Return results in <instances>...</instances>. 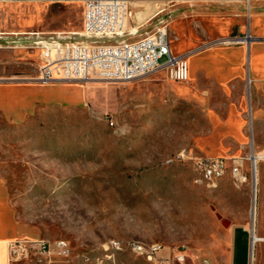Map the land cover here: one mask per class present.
I'll return each mask as SVG.
<instances>
[{"label":"rangeland","instance_id":"374dc122","mask_svg":"<svg viewBox=\"0 0 264 264\" xmlns=\"http://www.w3.org/2000/svg\"><path fill=\"white\" fill-rule=\"evenodd\" d=\"M187 12H168L158 24L168 26L182 54L191 49L190 41L179 43ZM82 26L80 4L1 3L0 84L35 83L42 39L61 33L93 42L79 36ZM197 57L189 59L192 68ZM85 86L94 99L83 106L39 104L15 119L0 113V188L20 238L65 241L70 249L67 257L54 249L51 258L33 252L14 264H150L127 246L133 242L161 245L165 255L184 250L185 261L175 264H227L231 221L246 224L251 236L255 228L261 241L252 242L251 264H261L258 252L264 264V118H256L250 78L233 94L204 79L176 83L165 73ZM241 96L239 111H228ZM237 122L244 123V143L234 137ZM181 154H254L253 161L261 155L255 222L254 175L242 189L229 177L198 183L193 162ZM110 241L125 245L106 252ZM236 244L234 256L243 263Z\"/></svg>","mask_w":264,"mask_h":264},{"label":"built area","instance_id":"2783aa9c","mask_svg":"<svg viewBox=\"0 0 264 264\" xmlns=\"http://www.w3.org/2000/svg\"><path fill=\"white\" fill-rule=\"evenodd\" d=\"M8 2V0H0ZM207 4L220 2L243 3L250 17L253 0H204ZM84 17L80 37L93 42L75 41L61 33L40 40L36 49L39 52L37 75L33 81L37 84L53 83H131L157 73H165L176 83L189 80V59L198 51L174 54L171 49V39L168 26L137 41L125 40L128 36L137 34L136 29H129L133 17V1L131 0H82ZM123 39L118 42H101L102 39ZM95 39V40H93ZM251 37H225L204 42L203 50L218 46L249 44ZM114 125V123H112ZM249 157H190L181 154L178 158L191 160L197 175L198 183H214L229 177L239 180L240 189L253 177L256 162ZM247 164L250 165L248 173ZM123 242L110 241L105 246L106 252H119ZM127 246L136 250L137 256L144 258L150 264L183 263L186 259L184 250H177L174 255H165V247L153 244L140 246L138 243H128ZM54 249L63 257L70 254L69 245L65 241L52 243L48 240H18L9 245V260L13 263L26 261L33 252L48 259L54 254ZM107 257V254H106ZM203 264H211L204 259Z\"/></svg>","mask_w":264,"mask_h":264},{"label":"crops","instance_id":"0c3cea01","mask_svg":"<svg viewBox=\"0 0 264 264\" xmlns=\"http://www.w3.org/2000/svg\"><path fill=\"white\" fill-rule=\"evenodd\" d=\"M131 1H133V17L129 23V29H136L137 34L128 36L127 39L130 41H137L155 33L159 28L158 24L162 22V16L180 8H187L189 11L187 15L191 17L187 24H184L186 31L179 42L190 41L191 49L189 51L196 49L209 39L249 35L251 40L247 45L218 46L196 53L198 57L193 62V68L189 60V79L193 82H198L201 79L209 80L233 94V88L238 92L244 80L250 78L256 118H264V0H253L250 17L243 3L207 4L204 0ZM1 3L80 4L83 9L82 0H8V2ZM154 27L156 30H152ZM172 44V52L182 54L179 47ZM93 99L91 91L80 83L0 84V113L14 119L31 112L39 104L76 107L86 105ZM242 99L241 96L240 100L229 102L228 111H239ZM242 121L244 122L243 119ZM244 128V123L234 124V137L238 141L245 142L247 138ZM261 170L262 175L264 168ZM263 209L264 207L261 205V211ZM258 232L262 233L263 228H259ZM226 235L231 245L227 264H251V229L246 224H237L231 221ZM18 240L23 239L20 238L19 228L5 207L0 188V264H14L9 260V245ZM237 241H240L243 249L241 254L243 263H239L234 256ZM256 259V263L261 261L262 264V255L259 252Z\"/></svg>","mask_w":264,"mask_h":264},{"label":"bare ground","instance_id":"6f19581e","mask_svg":"<svg viewBox=\"0 0 264 264\" xmlns=\"http://www.w3.org/2000/svg\"><path fill=\"white\" fill-rule=\"evenodd\" d=\"M262 158L263 157L261 155L255 154V156H254L253 159H254V162H256V164H257V162L259 160H261ZM234 182H235L236 187L237 188H240V182H239V180H234ZM253 187H254V193H255L254 202H253V208H252V217H253V223H254L255 222L254 218H256V213H257L256 196H257V187H258V175L256 173V170L254 172ZM254 229L255 228H252V234H253L252 235V242L255 244L258 241H261V239L257 237V235L255 234V230ZM138 245H140V244H138ZM140 246H144V245H140ZM132 251L137 254L136 250H132ZM107 257H108V255H107Z\"/></svg>","mask_w":264,"mask_h":264},{"label":"water","instance_id":"95a60500","mask_svg":"<svg viewBox=\"0 0 264 264\" xmlns=\"http://www.w3.org/2000/svg\"><path fill=\"white\" fill-rule=\"evenodd\" d=\"M226 221H222V224L225 225Z\"/></svg>","mask_w":264,"mask_h":264}]
</instances>
